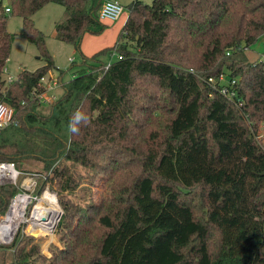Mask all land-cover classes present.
<instances>
[{
	"label": "trees",
	"instance_id": "16d2710c",
	"mask_svg": "<svg viewBox=\"0 0 264 264\" xmlns=\"http://www.w3.org/2000/svg\"><path fill=\"white\" fill-rule=\"evenodd\" d=\"M8 2L9 13L0 8V101L15 107L18 123L0 130V161L21 171L37 162L45 175L36 192L49 187L59 196L62 245L45 260L264 264V143L257 137L264 126V60L248 61L245 52L264 34V0H134L115 45L73 64V78L47 111L32 92L43 89L55 63L34 15L48 3L63 5L67 16L56 23L57 37L79 49L85 32L107 27L99 17L104 0ZM10 14L23 18L21 34L45 64L22 70L5 87ZM104 51L122 57L105 68L98 58ZM223 72L238 80L231 97L208 80ZM78 109L89 123L73 134L68 124ZM120 155L129 165L107 175L105 192L92 197L86 175L108 172ZM197 184L207 192L204 217L187 199ZM18 187L0 183V213ZM86 196L93 215L81 210L85 219L68 224ZM22 227L0 249L13 251L10 264H43L36 260L44 259L40 244L23 238Z\"/></svg>",
	"mask_w": 264,
	"mask_h": 264
},
{
	"label": "rangeland",
	"instance_id": "374dc122",
	"mask_svg": "<svg viewBox=\"0 0 264 264\" xmlns=\"http://www.w3.org/2000/svg\"><path fill=\"white\" fill-rule=\"evenodd\" d=\"M122 5H124L125 10L124 13L129 12V6L134 0H118ZM146 3H152L153 0H143ZM67 16V11L66 8L57 3H48L46 4L43 8H41L36 14L34 15V20L36 26L43 31L46 37V44L48 47L49 52L52 55V58L55 63V67L48 72L46 75V81H50V79H59L60 80V87H57L55 89V93L60 95L63 93V88L62 84L68 82L73 78V75L75 73V67L72 68V65H80L84 62V60L90 61L94 58L95 54L99 52L100 50L103 49H110L112 48L115 43L117 42L121 31L125 25V22H123L121 28L118 30L116 33V36L114 37L113 43H111L112 37L115 34L114 31L110 30L108 26H110V23L106 22L105 20H102L104 24L108 25L105 27V29L101 32H85L81 41V47L79 49L76 48V46L71 43L67 42L64 40H61L60 38L57 37L56 34V23L59 21H62L66 18ZM7 28L8 30L14 34V40L12 43V48H11V54L10 58L7 62V67L9 72L14 75L18 76L20 72L24 69L30 70V71H35L39 67L43 66L45 64V60L43 58H40L41 53L38 48V46L28 40L25 36H23L21 33L23 31V18L19 15H14L10 14L7 20ZM110 33L112 34V37L110 39ZM111 43V44H110ZM104 44V45H103ZM101 46L97 49V46ZM85 50L89 51V53H86ZM97 51V52H96ZM96 52V53H95ZM247 59L248 61H256L257 59H262L264 60V34L253 44H251L249 47L245 49ZM99 56V57H98ZM98 58L104 62L109 63L110 60L115 59V56H112L108 51L100 52L98 54ZM73 58V60H71ZM77 68V67H76ZM50 94V93H49ZM46 107L43 108V111H47L49 109V104L48 103H43ZM260 133V138L259 141L261 143H264V126L259 131ZM109 169L108 172L105 170H102V168H99L97 170H92L90 172V175H86L88 178L92 191L96 192V195L92 197H99L105 192V185L104 181L107 179V175H111L112 172H117L119 168L125 167L129 165V160L125 155H120L117 156L116 161L112 164L109 163ZM33 168H30V171H21L19 168L18 170L21 171L20 178L18 180V188L24 187L23 181L27 178H31L32 182H35L36 185L38 186L41 181L43 176L45 175V172H40L39 165H37V162H35L34 165H32ZM30 166V167H32ZM15 184V183H14ZM22 184V185H21ZM47 189L51 192L54 193L56 200H57V205L58 209L62 212V215L60 219L56 222V225L54 227V231L52 234H40L36 235L35 233H31L28 231V226L33 227L36 225L31 224L27 221L21 222L18 230L20 227L24 229V234L22 235L23 238L29 236V237H34V240H30V243H37L40 244V254L44 256L43 258H36V260L39 263L43 264H49L47 260L52 258L55 255L56 250L58 249L57 247L62 245L61 241V232L59 223L61 218L64 215V209L62 205L59 202V196L58 194L51 188L46 187L45 190ZM32 195H34V200L31 203L32 206L30 205L27 206L26 209V218L28 219L31 214H27L28 209L30 208L32 212L36 201L38 202L37 197L35 196L34 191H30ZM43 193L40 195V198L42 197ZM89 197L86 196L83 200L82 203L78 204V212L75 211L72 214H68V217L66 221H68V224H74L78 221H81L82 219H85L83 217V214L80 213L82 210L84 213H88L93 215L94 212L89 209V205L91 201L86 204V200ZM96 199V198H93ZM187 199L191 202V204L194 207L195 214L198 217H204L207 213L208 209V198H207V192L205 191V188L201 184H197L194 188L191 189V192L187 196ZM43 203L46 206H51L54 203L50 201H46ZM34 204V205H33ZM37 204V203H36ZM8 208L4 213H0V217H5L7 213ZM59 228V229H58ZM0 245H9L8 244H3L0 243ZM14 257V253L12 250H3L0 249V264L5 263V264H10L12 259ZM33 261V259H31Z\"/></svg>",
	"mask_w": 264,
	"mask_h": 264
},
{
	"label": "built area",
	"instance_id": "2783aa9c",
	"mask_svg": "<svg viewBox=\"0 0 264 264\" xmlns=\"http://www.w3.org/2000/svg\"><path fill=\"white\" fill-rule=\"evenodd\" d=\"M0 8L4 10L5 13H9L12 9L8 2V0H0ZM125 7L122 5L118 0H104L102 6L99 10V17L102 20H117L120 18L121 14L124 12ZM112 56L121 58L122 56L119 55L116 51L113 52ZM73 60V58H71ZM112 60L109 61L105 65V68H108L111 64ZM1 79L5 82V87L13 83L17 76L12 75L7 65L4 67ZM209 82L213 85V87H217L220 92L227 97H231V95H234L237 93L235 86L238 83V80L236 78L229 77L228 72H223L219 78L210 77ZM41 87L43 88L41 91L34 90L32 92L33 99L39 100V102L48 103L50 104L53 102L57 97L58 94L55 93V89L57 87H60V80L59 79H50V81H46V78H44L41 82ZM63 85V84H62ZM1 87L0 83V89ZM5 89V88H3ZM50 93V94H49ZM18 123V118L16 116V110L15 107L12 106L9 103L0 101V130L10 126V125H16ZM260 134L257 136L260 138ZM21 171L18 170L16 167V164L13 161H0V183H15L18 184V180L20 178ZM24 187L22 186L21 190L18 191L14 197L11 199V202L9 204L7 213L5 217H0V243H11L15 237V234L18 230V226L15 228L7 229L4 227V222L13 210L16 205L21 204V202H18L20 197L22 196H31L30 202L25 206V215H26V209L27 206L30 205L34 200V195L30 193V191H34L35 196L37 197L38 201L41 199L40 195L44 193L46 190L44 189L41 193L36 192V183L31 181V178H27L23 181ZM22 185V184H21ZM47 191H49L47 189ZM50 192V191H49ZM37 203V201H36ZM36 203H34L36 205ZM33 204V205H34ZM14 206V207H13ZM32 204L30 205V207ZM35 207V206H34ZM34 209V208H33ZM31 209L29 208L27 211V214H31ZM33 211V210H32ZM10 223V222H9Z\"/></svg>",
	"mask_w": 264,
	"mask_h": 264
},
{
	"label": "bare ground",
	"instance_id": "6f19581e",
	"mask_svg": "<svg viewBox=\"0 0 264 264\" xmlns=\"http://www.w3.org/2000/svg\"><path fill=\"white\" fill-rule=\"evenodd\" d=\"M31 196H22L20 197L18 202H21V204L16 205V207L13 208L9 216L4 222V227L7 229L15 228L18 226L21 222L27 221L31 224L36 225L41 230L46 231H54L55 224L58 219V214L60 210L58 209L57 200L54 195V193H51L49 191H45L41 197V199L37 202L35 205L31 216L28 219H25V206L30 202ZM46 201L53 202L54 204L51 206H46L44 203ZM45 210L50 211L49 218L47 220H43L42 216ZM10 222V223H9ZM35 227V226H33Z\"/></svg>",
	"mask_w": 264,
	"mask_h": 264
},
{
	"label": "clouds",
	"instance_id": "9594fccd",
	"mask_svg": "<svg viewBox=\"0 0 264 264\" xmlns=\"http://www.w3.org/2000/svg\"><path fill=\"white\" fill-rule=\"evenodd\" d=\"M89 123L88 116L80 111L79 109L73 114L69 121L68 129L73 134H78L80 131V126L82 124L87 125Z\"/></svg>",
	"mask_w": 264,
	"mask_h": 264
},
{
	"label": "crops",
	"instance_id": "0c3cea01",
	"mask_svg": "<svg viewBox=\"0 0 264 264\" xmlns=\"http://www.w3.org/2000/svg\"><path fill=\"white\" fill-rule=\"evenodd\" d=\"M128 15H129V12L128 13H124V14L122 13L121 16H120V18L117 19V20H107V19L105 20L106 22L110 23V26L107 25L109 27V29L115 32V34L113 35V37H112V34L110 33V39L112 37L111 43H113L114 37L116 36V33L118 32V30L121 28L123 22L127 20ZM103 45L97 46V49L99 47H102ZM85 52L86 53H89V51H87V50H85Z\"/></svg>",
	"mask_w": 264,
	"mask_h": 264
},
{
	"label": "water",
	"instance_id": "95a60500",
	"mask_svg": "<svg viewBox=\"0 0 264 264\" xmlns=\"http://www.w3.org/2000/svg\"><path fill=\"white\" fill-rule=\"evenodd\" d=\"M49 215H50V211L45 210L44 213H43V216H42L43 220H47L49 218ZM61 215H62V212L60 211L59 214H58L57 221L60 219Z\"/></svg>",
	"mask_w": 264,
	"mask_h": 264
}]
</instances>
